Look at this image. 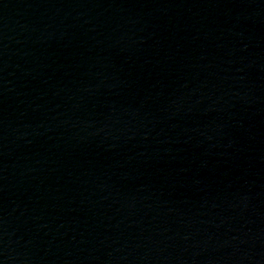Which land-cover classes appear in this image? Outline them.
Returning <instances> with one entry per match:
<instances>
[{"label":"water","instance_id":"1","mask_svg":"<svg viewBox=\"0 0 264 264\" xmlns=\"http://www.w3.org/2000/svg\"><path fill=\"white\" fill-rule=\"evenodd\" d=\"M0 264H264V0H0Z\"/></svg>","mask_w":264,"mask_h":264}]
</instances>
